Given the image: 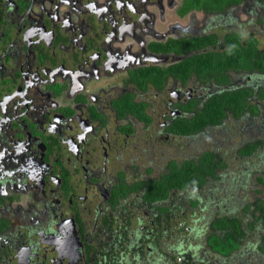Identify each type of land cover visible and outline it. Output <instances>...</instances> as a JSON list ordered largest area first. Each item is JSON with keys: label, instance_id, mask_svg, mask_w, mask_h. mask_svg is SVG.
Wrapping results in <instances>:
<instances>
[{"label": "flooded vegetation", "instance_id": "flooded-vegetation-1", "mask_svg": "<svg viewBox=\"0 0 264 264\" xmlns=\"http://www.w3.org/2000/svg\"><path fill=\"white\" fill-rule=\"evenodd\" d=\"M243 25L264 41V0H221V8L220 0H0V264H106L102 245L113 247L117 236L125 240L117 247L125 263L153 240L158 205L145 201L147 183L193 151L227 149L233 140L227 124L211 131H223L221 143L207 130L179 137L174 126L191 118V102L220 92L203 62L231 51L226 39ZM186 69L185 78L177 76ZM253 72L231 75L230 85L264 90V76ZM257 117L234 122L264 141L263 110ZM171 146L189 150L170 160ZM135 153L161 164L118 171ZM126 170L136 175L130 182ZM77 174L85 196L72 186ZM121 181L142 188L113 203ZM91 188L97 193L89 195ZM38 189L48 200L44 212L31 201ZM80 199L90 200L88 219ZM35 216L46 217L43 224Z\"/></svg>", "mask_w": 264, "mask_h": 264}, {"label": "trees", "instance_id": "trees-1", "mask_svg": "<svg viewBox=\"0 0 264 264\" xmlns=\"http://www.w3.org/2000/svg\"><path fill=\"white\" fill-rule=\"evenodd\" d=\"M242 41L241 34L233 33L226 39L231 51L205 57L203 64L207 68L204 75L209 79L214 78L223 87L206 102L193 101L187 106L188 110H193L191 118L177 120L174 126L179 137H194L206 130L211 133L213 129L225 126L230 121H239L245 114L257 117L262 110L264 112L263 89L230 85L231 75L254 73V70H258L261 72L259 74L264 76V49L259 48L260 42L253 38L246 42L250 44L248 47H243ZM209 42L212 44L211 40ZM217 73L220 76H217ZM186 75L187 69L177 74L183 78ZM144 81L146 76L140 74L139 82ZM251 98L262 104L254 105ZM229 143L226 140V144ZM263 147V140L249 139L240 147L235 145H229L227 149L220 147V152L219 148L216 151L209 149L182 164L173 162L164 178L147 183L145 201L151 205H158L155 223L157 230L153 240L140 243L139 246L142 247H138L136 254L128 256L123 263L117 258V247L123 246L125 240L117 236L113 247L107 246L104 249L102 245L101 255L105 257L103 260L108 262L106 264H264V200L255 199L243 204L236 194V197H231L233 200L228 197V204L231 207L223 214L217 207L226 201H220V197H214L215 194L209 197L208 191H205L210 189L213 193L219 190L220 183L217 182H221L222 177L230 173L228 160L231 153L249 159L263 154L260 151ZM258 181L264 184L262 178H258ZM214 182L219 188H212ZM120 184L122 190L117 193L113 203L117 202L116 199L121 194L130 195L142 188L140 183L128 186V183L121 181ZM235 189H237L235 182H229V193L235 192ZM195 209L207 210L205 226L200 227L195 221V226L190 227L186 221L185 211ZM171 212L178 220L175 222V228L171 225L174 222L170 224L171 219L173 220ZM179 212L185 214L181 216ZM188 228L191 230L188 231ZM146 237L144 232L142 240ZM146 243H150V246ZM88 253H92L90 249ZM96 260L102 262L97 257Z\"/></svg>", "mask_w": 264, "mask_h": 264}, {"label": "rangeland", "instance_id": "rangeland-1", "mask_svg": "<svg viewBox=\"0 0 264 264\" xmlns=\"http://www.w3.org/2000/svg\"><path fill=\"white\" fill-rule=\"evenodd\" d=\"M243 19H244V17H243ZM243 27H244L243 28L244 31L241 32V35L243 37V41L241 43V46L248 47L250 44H246L245 41H247L249 39V42H250V40L253 39L254 37H249L251 35V32L247 31L248 28L245 27V25H243ZM262 28H263L262 26L261 27L258 26L257 30L258 29H262ZM254 32H256L257 35L261 37V34L258 33V31H254ZM254 32H252V33H254ZM262 37L264 39V34H262ZM259 42H261L259 48L264 49V41H259ZM216 75L220 76L219 73H217ZM98 91H99V89H98ZM254 103L258 104L259 102L256 101ZM256 123H258V124L261 123L259 117H257ZM244 124L245 123L242 122V121L241 122H237V123H235L234 121H230V122L227 123V127L233 131V137H232L233 140L231 141V143H229L230 146L231 145L232 146L235 145L237 147H240L246 141H248L249 139L253 140V141H256V140L253 139V135L250 137V134L248 136V134H245L242 131V126H244ZM224 128H226V127H224ZM210 134H211V139L212 140H214V139L217 140L219 138V134H220V143L223 140L225 141L226 138H227V136H225L223 131H220V129L218 130L217 133L216 132H212ZM260 134L263 135V139H264V131L260 132ZM221 135H223V136H221ZM229 145L227 144V146H229ZM220 147H221V145H220ZM170 148H171V151H170V158L171 159L170 160H173V159L180 160V158L182 157V154H185V152L189 150V148L187 146H181V147H179L177 149H175L176 146H171ZM178 149H180L179 152H177ZM209 149H213V146L211 144L207 145V147L204 148L203 151L209 150ZM195 151L192 152L193 153L192 157L197 156L196 154H194ZM260 151L263 154H261L259 156L256 155L255 157H252V158H249V159L248 158L245 159V158H242V157H237L235 154L232 155L233 153H231V158L228 160L229 161L228 163L230 165L228 170H229L230 173L229 174H225L222 177V181L221 182L220 181L217 182V183H220V188L215 185V182L212 185V188L218 187L219 190L218 191L216 190L213 193L211 192L212 190L210 191V189L209 190H205V191H208L209 197L214 196V194H215L216 196H214V197H217V196L220 197V201H226V203L220 205V207H217V209L222 211L223 214H224V212H226L231 207L228 204L229 199H232L231 197H236V194L241 199V202L243 204L244 203L246 204L247 202H252L255 199H258V200L263 199L264 200V184H262V183H260L258 181V178H262L264 180V147L262 149H260ZM198 152L201 153V150H199ZM219 152H220V149H219ZM135 158H136L135 162H131L129 159H126V160L124 159L125 160V162H124L125 164L123 166L118 167L117 170L121 171V170L125 169L126 166L130 167L131 165L136 163V164H139L138 166H140L142 171H144L146 168H151L155 163L158 164V162H159V164H161L160 160L158 162H153L151 160V158H149L148 156H140V153H135ZM162 169H164V166L162 167ZM110 172H113V170H110ZM114 174H117V171H114ZM135 176L136 175L134 173H132L130 170L127 171V180L129 182L131 180H133V177H135ZM82 177L84 178V175H82ZM71 182H72V186L78 188L79 195L85 196V193H86V191L84 190L85 182H84L83 179H81V174L74 175V177L72 178ZM229 182H235V184L237 186V189H235V192L230 191V193L233 194V195H231L229 193V190H228V183ZM241 184H244V185H241ZM226 185H227V187H226ZM10 186H12V185H10ZM15 187H16L15 191L19 190V188L17 186H15ZM32 187H33V189L34 188H36V189L39 188V187H37L36 184H34V186H32ZM240 187H243V189L239 190ZM34 191H36V190H34ZM38 192H39V189L37 191L36 198L33 196L34 200L31 199V194L33 195V191L29 195V198L31 199V201L33 202V204L36 206V208L38 210H40L41 212H44V205H45L44 200H47V199H45V196H42V195L38 194ZM93 192L95 194L97 193L96 191H94V189L91 188L87 193H89V195H91V194H93ZM47 195L49 196V194H47ZM202 196H203V198H205L204 194H202ZM91 197H93V195ZM228 197H229V199H228ZM89 202H90V200L87 201L86 203H83L82 200H81V202L78 203L79 206H82L83 212H85V219H88V217L91 216V215H88L89 214V210L87 209V205H88ZM183 213L184 212H179V214L181 216L184 215ZM45 215L46 214H44V216ZM72 216H73V212L71 210L69 212H67V217L68 218H72ZM205 216H207V210L206 211H201L199 209H195V210L188 211L186 213L185 217L187 218L186 221L189 223L190 227H194L195 226V221L200 227H202V226H205V221L207 219V217H205ZM44 218H46V217H44ZM44 218H38V217L36 218V216H35L34 219L35 220H41L40 223L43 224V220L42 219H44ZM91 219H92V217H91ZM191 219H193V220H191ZM176 221H178V220L177 219H173V222H176ZM37 224H38V222L35 223V225H37ZM132 227L133 228L137 227L136 219L132 220ZM18 228L19 227H17L16 232H17ZM19 231H21V229L18 230L17 233H19ZM26 233H27V231H26ZM43 233H44L43 228H40L39 231H38V235L36 234V236H38L37 243L39 245L41 244L40 242H42L41 238L44 237ZM29 244H32V243L30 242ZM41 248H43L42 250H45V248L43 246H41ZM42 256H43V253H42ZM42 256H41V258H43ZM177 256L180 257L179 255H177ZM180 260H181V257H180ZM65 264H67V262H65Z\"/></svg>", "mask_w": 264, "mask_h": 264}, {"label": "bare ground", "instance_id": "bare-ground-1", "mask_svg": "<svg viewBox=\"0 0 264 264\" xmlns=\"http://www.w3.org/2000/svg\"><path fill=\"white\" fill-rule=\"evenodd\" d=\"M209 163V162H208Z\"/></svg>", "mask_w": 264, "mask_h": 264}, {"label": "crops", "instance_id": "crops-1", "mask_svg": "<svg viewBox=\"0 0 264 264\" xmlns=\"http://www.w3.org/2000/svg\"><path fill=\"white\" fill-rule=\"evenodd\" d=\"M232 146V145H231Z\"/></svg>", "mask_w": 264, "mask_h": 264}]
</instances>
